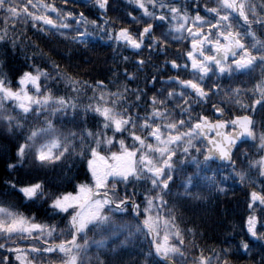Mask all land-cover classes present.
Segmentation results:
<instances>
[{"label": "snow or ice", "instance_id": "snow-or-ice-1", "mask_svg": "<svg viewBox=\"0 0 264 264\" xmlns=\"http://www.w3.org/2000/svg\"><path fill=\"white\" fill-rule=\"evenodd\" d=\"M62 2L67 4L69 0ZM210 2L213 6H208L209 0H195L190 6L181 5L179 0H127L132 10L123 23L143 22L142 28L133 30L128 26L117 28L110 22L109 0H92L99 13L95 19L57 7L54 0H0V43L10 40L13 48L21 39L14 31L18 23L25 27L30 24L40 33L59 34L77 45L87 44L94 33L106 34L116 47L139 52L147 46L150 56L157 49L165 53L171 42L183 41L187 46L181 57L161 65H171L177 73L161 79L162 85H168L167 92L157 89L150 97L143 89H131L127 84L112 91L104 80L89 83L61 71L58 64H52L51 70L38 65L23 70L14 82L0 73V124L9 133L20 134L14 161L6 167L18 171L26 161L33 166L23 177L6 179L3 195L16 194L27 204L47 205L53 214L67 216L61 228L0 199V264H13V257L16 264H55L46 260L53 255L59 257V264H113L109 255L123 251L132 237H142L149 244V250L143 253L145 264H230V248L211 249L206 255L195 243L194 229L181 227L174 208L165 199L171 193L176 172L189 165L195 166L194 171L180 185L189 199H200V192L193 189L224 192L221 185L234 178L233 173L243 181L258 169L259 177L264 178V120L257 122L250 115L222 119L225 108L215 103L208 109L210 114L201 110L193 115L195 105L206 104L212 96L221 94L218 80L246 75L257 67L260 78L250 89L237 86L224 89L223 94L227 102L244 110L251 108L255 113L259 106L264 112V34L255 30L264 29V0ZM145 65L143 58L137 59V72ZM121 75L129 83L137 80V73L127 69ZM50 81L63 82L69 94L58 95L49 86ZM155 81L153 75L145 85L155 87ZM209 81L211 87H207ZM87 90H91L90 96ZM246 92L257 97L250 105L240 99ZM82 96L87 103L82 102ZM69 110L73 123L81 114H94L95 131L87 124L77 130L58 127L51 117ZM249 140L255 145V158L248 157L247 166L238 170L237 162L243 164L247 153L237 156L236 149ZM76 156L86 159V175L75 184V190L46 188V181L39 175L41 169L62 165ZM216 161L231 169L228 175L211 167ZM120 185L124 187L123 196L119 194ZM137 186H144L141 202L137 200ZM247 206V232L264 240V233H258V227L264 225L255 211L259 207L264 212V183L259 191H251ZM126 215L136 221L134 227L121 219ZM93 248L95 254L90 256ZM241 248L248 251L250 244L241 240L237 250ZM260 264H264V257Z\"/></svg>", "mask_w": 264, "mask_h": 264}, {"label": "trees", "instance_id": "trees-1", "mask_svg": "<svg viewBox=\"0 0 264 264\" xmlns=\"http://www.w3.org/2000/svg\"><path fill=\"white\" fill-rule=\"evenodd\" d=\"M54 2L57 7L71 10L75 13L83 12L89 19H95L99 15L93 7L92 0H69L67 4H64L62 0H54ZM194 2L195 0H179V3L185 6H190ZM208 6H213L210 0ZM131 10L132 6L127 3V0H109L107 16L110 22L115 23L117 28L128 26L136 30L141 28L143 22L127 25L123 23V21L128 19L126 13ZM2 17L3 14L0 13V27L3 26ZM14 31L21 36L16 48L12 47L10 40L8 43H0V73L6 74L7 78L13 82L16 76L23 70H29L37 65L51 70L52 64H58L61 71H67L89 83H94L96 80H104L112 91H115L118 87L122 89L127 84L131 89H136L137 87L143 89L149 97L157 89L163 88L164 92H167L168 85H162L160 83L161 79L167 80L169 76H175L177 73L171 69V65L163 68L161 65L164 64L165 60L181 57L187 50L185 42H171L168 44V57L164 58V55L161 54L159 61L155 59L156 56H153V58L148 53L149 59L145 60L146 65L141 71L137 72L136 61H131L132 51L124 46L116 47L115 41L109 40L106 34L94 33L93 36L88 38L87 44L77 45L59 34H52L50 32L40 33L32 29L30 24L25 27L23 24L18 23ZM12 34L10 32L9 37ZM25 34L27 39L24 38ZM168 39L171 41V37ZM140 52L137 53L139 54ZM124 57H128V59L124 60ZM178 62L182 63L183 61L180 60ZM125 69L137 73V80L129 83L121 75ZM153 75L156 76L155 87L152 84L146 86L145 80L152 81ZM181 75L184 78H188L187 74ZM48 83L58 95L69 94V90L63 82L50 81ZM217 83L222 90L221 94L212 96L206 104L195 105L193 115L201 110H204L205 114H210L208 109L215 103L218 107L223 106L225 108L224 115L221 117L222 119L229 120L235 115L247 113L252 115L253 119L257 122L264 120V112L259 110V106L258 110L253 113L251 108L244 110L234 103L227 102V98L223 94L224 89H231L237 86L244 90L250 89L247 85L248 79L244 75L236 76L233 79L222 78ZM207 87H211V82ZM91 94V90H87V95L90 96ZM255 98L257 97H254L251 92H246V94H242L240 97L243 103L248 105ZM130 99H134V97H130ZM222 101L224 102L223 105L221 104ZM82 102L87 103L85 96H82ZM7 107L11 108L12 106L8 104ZM51 118L56 121L58 127L62 126L65 131L70 129L77 130L78 127H84L85 124L91 127L93 131L96 128L94 114H89L87 117L81 114L80 117L76 118V123H73L71 110L67 114H60ZM29 119L31 120L32 117ZM19 136V133H9L6 130V126L0 124V199L15 204L28 215L36 213L38 220L56 223L62 228L67 221V216L53 214L47 208V205L27 204L23 202L22 198H18L16 194L9 197L3 195L6 187L4 181L6 179L16 178L18 175L23 177L24 173L31 171L33 167L28 161L18 171H11L6 167L7 163L14 161L15 145L18 142ZM118 148L119 145L113 150H118ZM242 152L247 153V157L243 158V164L240 161L237 162L238 170L241 167L247 166L248 157L255 158L256 148L253 142L242 143L236 149L237 156H240ZM193 155H196L195 151H193ZM200 158L202 159L203 157L201 156ZM69 166H71L70 170ZM211 167L219 168L225 175H228L231 171L230 168H225L224 164L213 163ZM194 168V165H189L183 171H177L174 176V182L171 183V193L165 197V199L169 200V207L174 208L178 223H180L182 228L194 229L195 243L205 250L206 255L211 254V249L220 251L224 248H230V252L228 253L230 264H260L261 258L264 257V240L252 237L247 232L245 225V221L249 215L247 205L250 193L253 190L259 191L261 184L264 183V178L259 177L258 169L251 171L249 178L243 181L239 177H235L233 173L234 178H229L221 185L224 188V192L207 188L193 189L194 192H200V199L197 200L185 197L183 194L184 190L180 187L181 182L188 174L194 171ZM39 175L46 181V188L56 191H74L75 184L83 180L86 175V159L81 160L79 156H76L66 160L62 165L58 164L56 167L41 169ZM128 188L131 191L133 185L130 184ZM137 188V200L141 202L143 201L144 186H137ZM119 189V194L123 196V185H120ZM255 211L261 217L260 224L263 225L264 212L259 207ZM121 219L133 227L135 226L136 221L130 215L123 216ZM258 233H264V227H258ZM88 235L91 237L92 233L89 232ZM125 235H127V232H125ZM120 239H124V236H121ZM187 239L191 240L193 237L187 236ZM241 240L250 244L248 251H244L242 248L237 250V246ZM123 249V251L118 250L115 256L109 255L108 258L113 261V264H145L143 253L149 250V244L142 237H132L123 246ZM95 251L94 248L91 249L89 255L93 256ZM37 259L39 260V258ZM188 259L191 260V255H189ZM46 260L59 264V257L55 255L47 257ZM13 264H16L14 257Z\"/></svg>", "mask_w": 264, "mask_h": 264}, {"label": "flooded vegetation", "instance_id": "flooded-vegetation-1", "mask_svg": "<svg viewBox=\"0 0 264 264\" xmlns=\"http://www.w3.org/2000/svg\"><path fill=\"white\" fill-rule=\"evenodd\" d=\"M120 1H121V0H120ZM142 27H143V25L141 26V28H142ZM255 30H256L258 33H262V34H264V29L256 28ZM159 33H160V30L158 29V30L156 31V34L159 35ZM129 49H130V48H129ZM130 50L132 51L131 61H136L137 59H140V58H143L144 60H148V59H149V56H147V54L149 53V50H148L147 46H145V48L143 49V51H141L139 54L137 53L136 50H132V49H130ZM135 53H137L136 56H134ZM151 55H152V57H153V56H156L155 59H157V60L160 61V55H161V53L159 52V49L153 51V52L151 53ZM163 55H164V56H163L164 58L169 56V45L167 46V51H166L165 53H163ZM153 58H154V57H153ZM164 60H165V59H164ZM244 76H245V78L248 79V83H247L248 87L251 88V87L255 84L256 80H258V79L260 78V68L257 67V68L255 69L254 72L249 73V74H246V75H244ZM210 82H211V81H210ZM210 82H209V83H210ZM209 83H208V84H209Z\"/></svg>", "mask_w": 264, "mask_h": 264}, {"label": "water", "instance_id": "water-1", "mask_svg": "<svg viewBox=\"0 0 264 264\" xmlns=\"http://www.w3.org/2000/svg\"><path fill=\"white\" fill-rule=\"evenodd\" d=\"M243 115H247V114H243ZM249 141H251V140H249ZM241 144H242V143H241ZM216 163L223 164V163H221L220 161H216ZM263 225H264V222H263Z\"/></svg>", "mask_w": 264, "mask_h": 264}]
</instances>
